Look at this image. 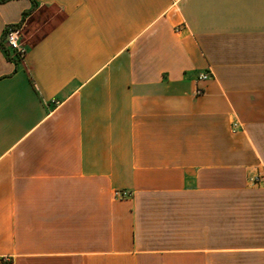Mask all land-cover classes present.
I'll list each match as a JSON object with an SVG mask.
<instances>
[{
  "label": "crops",
  "instance_id": "1",
  "mask_svg": "<svg viewBox=\"0 0 264 264\" xmlns=\"http://www.w3.org/2000/svg\"><path fill=\"white\" fill-rule=\"evenodd\" d=\"M259 174L264 0H0V264H264Z\"/></svg>",
  "mask_w": 264,
  "mask_h": 264
},
{
  "label": "built area",
  "instance_id": "2",
  "mask_svg": "<svg viewBox=\"0 0 264 264\" xmlns=\"http://www.w3.org/2000/svg\"><path fill=\"white\" fill-rule=\"evenodd\" d=\"M4 42L8 50L14 55L15 58L24 62L28 53V44L25 41L24 27L23 25H9L4 31ZM211 78L209 72L201 73L198 76V82H206ZM204 94L203 89H197L196 95L201 96ZM253 182L256 185H260L264 182V175L259 174L253 178Z\"/></svg>",
  "mask_w": 264,
  "mask_h": 264
},
{
  "label": "rangeland",
  "instance_id": "3",
  "mask_svg": "<svg viewBox=\"0 0 264 264\" xmlns=\"http://www.w3.org/2000/svg\"><path fill=\"white\" fill-rule=\"evenodd\" d=\"M50 13L54 16L52 19L53 21H56L62 17V14L59 12L58 9H51ZM46 26V25H45ZM44 23L42 21H39L36 19V21L30 26V28L25 33V41L28 45L34 40V38L37 36L41 28H44ZM50 27V24L46 26V29Z\"/></svg>",
  "mask_w": 264,
  "mask_h": 264
}]
</instances>
